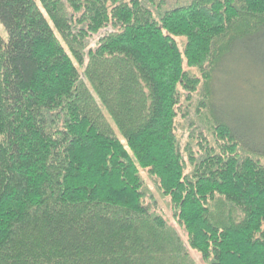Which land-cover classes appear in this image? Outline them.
I'll return each instance as SVG.
<instances>
[{"label": "trees", "instance_id": "trees-1", "mask_svg": "<svg viewBox=\"0 0 264 264\" xmlns=\"http://www.w3.org/2000/svg\"><path fill=\"white\" fill-rule=\"evenodd\" d=\"M172 5L0 0V264H264V143L214 88L264 66V0ZM196 93L202 153L176 135Z\"/></svg>", "mask_w": 264, "mask_h": 264}, {"label": "rangeland", "instance_id": "rangeland-1", "mask_svg": "<svg viewBox=\"0 0 264 264\" xmlns=\"http://www.w3.org/2000/svg\"><path fill=\"white\" fill-rule=\"evenodd\" d=\"M167 2L169 6L172 4L181 5L186 0H167ZM0 38L7 42V32L1 23ZM214 88L216 89L215 99L221 102L220 109L230 119L240 122L241 125L243 123L245 126L247 125V129L253 135L260 136L264 143V66H260L258 61L252 57L249 58L246 54L237 53L222 65L220 73L216 75L214 80ZM197 99L196 93L191 100L192 102L184 104L187 115L178 117L176 135L181 142V147H187L188 145L195 152L202 153L205 145L204 140L212 146L217 141V137L210 129L212 123L209 121L207 112H203L200 108V113L196 115ZM218 142H221V140ZM141 176L146 182L148 193L152 195L154 202L157 204L154 211L163 216L167 223L177 230L184 243L187 244L184 229L177 225L173 217L169 198H163L162 194L157 191L154 182L148 177L147 171L141 172ZM188 252L193 264H203L200 255L196 251L188 248Z\"/></svg>", "mask_w": 264, "mask_h": 264}]
</instances>
